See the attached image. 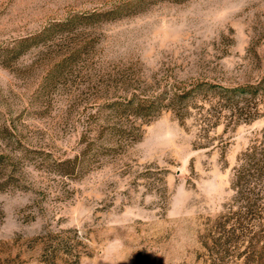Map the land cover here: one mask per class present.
I'll return each instance as SVG.
<instances>
[{"label": "rangeland", "instance_id": "obj_1", "mask_svg": "<svg viewBox=\"0 0 264 264\" xmlns=\"http://www.w3.org/2000/svg\"><path fill=\"white\" fill-rule=\"evenodd\" d=\"M259 165L264 0H0V264H264Z\"/></svg>", "mask_w": 264, "mask_h": 264}, {"label": "trees", "instance_id": "obj_2", "mask_svg": "<svg viewBox=\"0 0 264 264\" xmlns=\"http://www.w3.org/2000/svg\"><path fill=\"white\" fill-rule=\"evenodd\" d=\"M253 87L249 86V87H238V88H234V89H225V93L227 94V98L229 97V99H233L237 94L241 93V92H254ZM249 89V91H248ZM192 93V91H187L186 93H180V92H175L173 93L172 97L170 98V103L171 104H177V102H181V100H184L185 98H187L188 96H190V94ZM137 109V111L141 114V112H143L144 110V105L138 103L135 107ZM148 108L146 107L145 110H147ZM258 148L255 146L251 152L247 153V155H251V156H255L258 153ZM263 171H264V166L263 165H259L257 167V172L259 173V175H263ZM254 182V181H253ZM253 182L249 179H247L246 173H245V168H239V170H237V176L235 178V181L233 183V187L235 188V190L237 191V200H244L247 202H249L252 199H249L248 197H244L243 195L245 194V192L249 191V192H253L255 191V187L251 186L253 184ZM239 195V196H238ZM255 201H257V199H254ZM257 203H255L256 205ZM237 218V220L240 218V215L238 212L233 213V216L230 217L229 219H234ZM235 230V228H233Z\"/></svg>", "mask_w": 264, "mask_h": 264}]
</instances>
